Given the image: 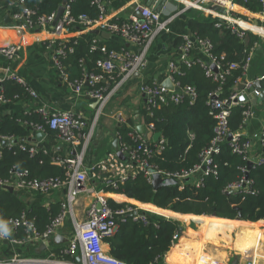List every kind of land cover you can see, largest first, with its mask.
Masks as SVG:
<instances>
[{
    "label": "built area",
    "instance_id": "1",
    "mask_svg": "<svg viewBox=\"0 0 264 264\" xmlns=\"http://www.w3.org/2000/svg\"><path fill=\"white\" fill-rule=\"evenodd\" d=\"M70 1L66 4L64 14L55 24H53V21L57 12L40 16L36 19L34 18L35 11L26 6H22L19 11L10 14V16L14 24L20 27H49L50 31L57 36L56 39L50 40L48 43V48L52 51V65L59 71L62 80L76 94L81 95L85 85L88 84V89L85 93L90 98L99 101L100 108H103L109 95L107 94L110 90L109 80L115 79L117 62H124L123 76L125 79L144 68L148 63L147 54L156 37L157 31L167 29L171 18L164 19L161 12L145 4H137L135 7L136 11L141 14L142 19L135 16L127 19L110 18L107 14V0H90L91 4L95 5L98 9L97 17L92 18L87 14H80L78 17H74L71 13ZM182 1L190 8L200 10L207 16H212L215 19V25L217 27H222L226 24L239 37L243 38L246 31H256L250 27H244L240 23V20H242L240 18L231 17L220 10H213L212 7L214 5H222L221 0ZM24 2L25 0H11L10 5L16 3L23 5ZM261 2L263 3L264 10V0H261ZM95 28H99L101 31L117 35L128 42L139 45L142 51L139 54L132 55L125 48L121 50H109L105 44H101L102 36L95 35L91 43L90 51H101V57L96 62L100 71L91 72L82 79L72 80L65 62L68 56L74 52L78 40L77 38L70 37L68 34L73 29L92 31ZM197 47L202 49L203 54L208 60L196 55L195 51ZM213 47L212 41L207 38L198 37L191 31L183 33L178 44L179 54L169 61V75L167 77L179 89L167 88L163 85V81L144 83L141 86L146 108L151 116H153L155 108H160L162 105H167L170 102H181L185 96H189L192 100L196 98L197 91L195 86L185 85L181 87L180 82L176 80L178 74H184V71H182L183 66L190 68L199 64L204 69L206 75L213 77L214 81L219 83V86L210 93L208 100V104L212 109L211 113L216 119L214 137L211 144L201 152L200 162L190 170L167 172L160 170L155 163L151 162L156 152H160L165 148L167 141L162 134L158 141H153V134L151 133L156 132L153 124L147 126L149 137H145L137 128L129 134L136 142V145L124 144L118 136L119 147L125 155V160L121 159L114 150L109 152L98 163L89 166L90 168L88 169L85 164V157L92 135L90 132L85 131L87 122L84 117L72 110L49 112L44 105L37 107L36 112L42 115L45 124L56 131L59 138L68 144L70 148L68 156L52 157L53 163L65 168L67 178L64 179L60 176L35 177L31 176L29 169H19L14 166L8 179L0 177V189H7V186H13L18 192L32 191L46 194L66 188L67 196L62 202L61 212L51 221L43 233L37 231L34 221L28 217L26 212H23L20 217L9 220L8 228L10 231L6 236L3 235V228L0 227V242L8 240V244L12 245L28 244L31 241L40 242L47 236L56 234L64 225L66 219L71 216L73 219V233L69 237L66 246L62 249V252L68 258H53V254L45 258L26 257L15 253L12 256L0 257V264H130L106 251L105 238L114 234L122 222L132 220L146 223V211L137 205L129 203H124L121 207H113L109 201L108 191L105 187H102L91 190L94 199L85 209L83 219H79L75 212L74 205L78 201V196L86 190V182L92 178L100 177L95 172V167L112 173L110 176L113 178L111 184L115 188L120 183L134 178L137 173H141L150 182H152L154 174L159 173L164 178L178 180L180 189H183L186 179L192 178L193 182L197 186H200L204 176L217 173L213 155L219 151V146L225 142H230L232 152L243 156L252 165L264 164L263 155L259 154L257 157L252 156L251 150L254 140L242 137L240 130L243 127L233 132L230 130L229 125L231 109L236 105H248V109L244 112L247 121L251 115V110L246 90H250L255 96H263L264 90L262 87H257L256 82H261L264 79V74L257 78V80H252L247 77V71L253 56L252 51L249 52L243 63L232 62L228 63V66L225 67L222 60L224 56L219 59L218 56L213 55ZM20 49L21 45L17 43L2 45L0 46V56L7 60H12L19 54ZM213 66H216V70ZM239 68H242L243 75L239 77L238 81L229 90L228 95L221 97V94L224 92L223 85L226 81V76L232 70ZM3 71V73H0V104L10 103L20 96L15 95V99L6 96L4 87L2 86L4 80H13L21 84L30 96L38 99L37 92L29 86L23 76L11 70L8 66L4 67ZM106 84H108V87ZM241 84L244 85V88H241ZM120 121H123V119ZM24 123L33 126L38 132L45 131L44 123L35 124L27 120ZM230 134L232 138L228 140ZM190 136L192 139L193 134L191 133ZM4 140L10 141L11 144L16 143L13 142V138L0 134V145H2ZM259 142L264 148V129L259 136ZM21 148L24 151H28L31 155H34L40 150L39 142H32L30 145L22 144ZM42 150L45 154L50 153L47 148H42ZM242 170L245 173L247 172L246 167H242ZM197 174H200V177L196 178ZM252 184L253 180L249 178L248 174H245L240 180L229 184L226 190L233 194L254 193ZM20 232L23 233L22 236L18 235ZM178 235L176 233L174 237L177 238ZM248 264L252 263L250 262Z\"/></svg>",
    "mask_w": 264,
    "mask_h": 264
},
{
    "label": "trees",
    "instance_id": "2",
    "mask_svg": "<svg viewBox=\"0 0 264 264\" xmlns=\"http://www.w3.org/2000/svg\"><path fill=\"white\" fill-rule=\"evenodd\" d=\"M238 2L251 10L260 11L263 7L258 5L255 0H238ZM10 3L11 0H0V14L7 12L13 14L19 11L22 6H26L35 11L34 18L37 19L40 16L57 12L63 0H25L23 5L20 3L10 5ZM70 7L74 17L87 14L94 18L98 15V9L91 4L90 0H71ZM189 29L196 36L212 41L213 55L218 56L219 59L224 56L222 60L225 67L232 62L243 63L258 40V36L252 31H246L242 38L233 33L226 24L217 27L212 16L206 18L201 15L190 19ZM94 37L95 34L92 32L82 34L77 38L78 42L74 52L66 59L65 63L72 80L82 79L91 72L100 71L96 62L102 53L101 51H90ZM178 41L180 42V39ZM113 43L102 37L101 44H105L109 50L124 48V45ZM182 71L184 74H178L176 80L180 82L181 87L195 86L196 98L192 100L189 96H185L181 102L162 105L160 108H155L153 116L149 113L146 105L143 112L145 125L153 124L154 130L161 131L167 140L165 148L156 152L151 159V162L155 163L160 170L167 172L190 170L198 164L201 160V152L212 142L216 124L208 100L210 93L219 86V83L214 81L213 77L206 75L199 64L190 68L183 66ZM242 75L243 70L239 68L232 70L226 76L223 85L224 92L221 97L228 95L229 90ZM117 81L116 72L115 79L109 80V89ZM262 81L264 90V79ZM2 86L5 95L12 99H15V95L22 96L27 93L24 86L13 80H4ZM247 109L248 105L232 107L229 118L231 131L235 132L244 126L246 122L244 112ZM26 120L35 124H45V120L38 112L4 114L0 118L1 135H7L13 139H25V141L12 143L5 147L0 145V177L8 179L15 166L19 169H29L31 176L40 178L60 176L66 179L65 168L52 162V157L58 155L55 151L50 150L48 144L39 143L40 150L34 155L22 150V144L30 145L32 143L27 140L35 131L33 126L24 123ZM135 129L128 126L126 122H120L117 126L120 141L124 144L136 145L134 139L129 135ZM44 130L48 135L57 134L46 124ZM191 133L193 134L192 139ZM42 148L49 149L50 153L45 154ZM213 156L217 173L204 176L200 186H197L190 178L186 179L183 189H180V183L163 185L155 189L152 182L148 181L141 173H137L134 178L120 183L115 188L111 184L112 173L97 167L94 170L100 177L94 178V181L101 183L108 192L122 193L129 198L151 202L158 207L171 209L175 212L192 213L188 216L206 214L228 219L240 218L247 221L264 219V164L249 166V162L243 156L232 152L230 142L221 144L219 151ZM242 167L247 168L246 173ZM245 174H248L249 178L253 180L254 193H229L226 190L227 186L240 180ZM109 201L113 207L124 205L112 198H109ZM61 206V202H54L49 207L40 202L28 205L20 192L15 194L6 188L0 189V221L6 222L7 226L11 218L20 217L23 212H26L28 217L34 221L37 231L43 233L61 212ZM233 230V225L214 223L211 226L210 238L219 240L230 237ZM179 231V221L147 212L146 223L132 220L122 222L114 234L105 238V242L111 246L110 254L130 264H164L163 257L170 250L175 233ZM18 235L22 236L23 233L20 232ZM12 247V253H20L26 257L45 258L53 254V258H68L62 252V247L51 248L41 254L35 253V247L32 248L28 244L10 246L8 249L11 250Z\"/></svg>",
    "mask_w": 264,
    "mask_h": 264
},
{
    "label": "crops",
    "instance_id": "3",
    "mask_svg": "<svg viewBox=\"0 0 264 264\" xmlns=\"http://www.w3.org/2000/svg\"><path fill=\"white\" fill-rule=\"evenodd\" d=\"M221 1L222 5H216L219 6L217 10L225 12L231 17L252 23L243 22L241 24L244 27L256 30L253 34L258 36V40L250 50L253 52V56L247 71V77L257 80L264 74L263 7L262 10L256 11L249 9L238 2V0ZM150 2L151 0H107V14L110 18L127 19L135 16L142 19L141 14L136 11L135 7L137 4L149 6ZM255 2L263 6L261 0H255ZM161 13L164 19L171 18V21L167 29L157 31L147 54L148 63L144 68L125 79L123 76L124 62H117L118 81L107 92L109 95L103 108H100V104L96 105V100L85 93L88 89V84L85 85L82 94L78 95L62 80L59 71L52 65V51L48 48V43L50 40L56 39L57 36L50 31L49 27H20L15 25L12 19L9 22L6 21V15L10 13L0 14V46L12 43L21 45L19 54L14 59L7 60L0 56V73L4 72V67H10L11 70L23 76L29 86L39 96L36 99L26 93L10 103L0 104V118L4 114L36 112L37 107L42 105L49 112L72 110L82 115L87 122L85 131L90 132L92 135L87 151L89 153L85 157V164L89 169V166L98 163L109 152L115 150L113 140L114 136L118 137L117 126L122 122L120 121L121 119L133 128L143 124L144 129L147 130L143 114L145 98L141 92L142 84L162 82L167 79L169 61L179 54L178 40L181 39L183 33L190 32V19L201 15L206 18L209 17L200 10L190 8L182 0H167ZM87 32L91 31L73 29L68 35L73 38H79ZM105 40L124 45L123 47L132 55L139 54L142 51L141 46L128 42L114 34H111ZM195 53L198 57L208 60L200 47H197ZM106 86L108 87V84ZM246 95L251 115L240 130V134L244 138L254 140L251 150L253 157H257L259 154L264 156V148L259 142V136L264 129V95L255 96L250 90H246ZM37 133V130L33 131L27 141L34 142L38 135ZM38 142L48 144L49 148H51L50 150L55 151L58 156L69 155L70 148L68 144L61 140L57 134H46L43 140ZM198 177H200V174L196 175V178ZM93 188H102L101 183L94 181V178L86 182V190L80 194L77 203L74 205L79 219L84 218L85 209L94 199L91 194ZM20 194L28 205L40 202L49 207L54 202L62 203L66 199L67 190L62 188L46 194L21 191ZM108 196L118 203L134 204L146 212L180 222V231L177 232L179 235L177 238L173 237L172 246L163 257L164 264H174L177 261L182 264H232L234 260L231 258L232 249L239 251L237 252L239 264H248L250 262L252 264H264V219L247 221L240 218L228 219L203 214L206 216L203 220L191 223L186 222V219L182 218V216L192 213L184 214L171 209H164L151 202H142L129 198L122 193L108 192ZM217 222L234 226L230 237L219 240L210 238L211 226ZM191 228L192 230L193 228L195 229L196 238L190 235L189 231ZM72 233L73 219L69 216L64 225L53 235V237L57 236L58 241L51 243L49 249L57 247H62L63 249ZM200 243L203 245H196ZM10 246L16 245L0 242V257L10 256L8 255ZM105 249L110 253L111 246L109 243L105 244Z\"/></svg>",
    "mask_w": 264,
    "mask_h": 264
},
{
    "label": "water",
    "instance_id": "4",
    "mask_svg": "<svg viewBox=\"0 0 264 264\" xmlns=\"http://www.w3.org/2000/svg\"><path fill=\"white\" fill-rule=\"evenodd\" d=\"M69 0H63V3L62 5L59 7L58 11H57V14H56V17L53 21V24H55L60 18L61 16L64 14L65 12V9H66V4L68 3ZM167 0H151L149 6H152L155 10L161 12L164 5L166 4ZM213 10H217L219 9V6H216L214 5L212 7ZM11 20V16L10 14H7L6 15V21L9 22ZM93 34L95 35H101L102 37L104 38H109L111 36L110 33L108 32H105V31H101L99 28H95L91 31ZM213 68L216 70V66H213ZM163 85L167 88H170V89H176L178 90L179 88L177 86H174L173 85V82L167 78L165 80H163ZM256 86L261 88L262 85H261V82L260 81H257L256 82ZM241 88H244V85L241 84ZM95 104L98 105L99 104V101H95ZM137 130L140 132V133H143L145 137H149V131L148 130H145L144 127H143V124H139L137 126ZM37 137L34 139V142H38V141H42L43 138L46 136V132L44 131H40L37 133ZM161 134L162 132L161 131H156L154 134H153V141H158L159 138L161 137ZM232 138V135L230 134L229 137H228V140H231ZM20 141H25L24 138H18V139H14L13 142H20ZM11 144L10 141H7V140H4L2 142V147H5L7 145ZM113 147L115 149V151L117 152L118 156L125 160V155L124 153L120 150V147H119V138L114 136V140H113ZM252 163L249 162V166H251ZM178 180L174 179V178H164L161 176V174L159 173H155L154 176H153V180H152V184L154 186L155 189H158L159 187L163 186V185H175V184H178ZM7 189L11 192H14L15 194H18V191L14 189L13 186H7ZM58 241L57 239V236H47L46 238L42 239L40 242H37V241H31L28 243L29 246H35V253L37 254H41L43 251H47L49 250V247L51 245V243H56ZM4 243H9L8 240H4L3 241ZM232 264H239V259L238 258H235L232 262Z\"/></svg>",
    "mask_w": 264,
    "mask_h": 264
},
{
    "label": "bare ground",
    "instance_id": "5",
    "mask_svg": "<svg viewBox=\"0 0 264 264\" xmlns=\"http://www.w3.org/2000/svg\"><path fill=\"white\" fill-rule=\"evenodd\" d=\"M243 22L244 23H248V22H246L244 20H240V23H243ZM248 24H251V23H248ZM166 214H169V213H166ZM205 217H206L205 215H191V216L183 215L182 216V218H185L186 219V222H191V223H193V222L194 223L199 222V221L203 220ZM189 232H190V235H192V236H196L197 235L196 234V231H194L192 229ZM196 245L199 246V245H201V243L200 244H196ZM174 264H182V263L180 261H177V262H174Z\"/></svg>",
    "mask_w": 264,
    "mask_h": 264
},
{
    "label": "rangeland",
    "instance_id": "6",
    "mask_svg": "<svg viewBox=\"0 0 264 264\" xmlns=\"http://www.w3.org/2000/svg\"><path fill=\"white\" fill-rule=\"evenodd\" d=\"M79 197V196H78ZM192 229V228H191ZM193 230L195 231V229L193 228ZM194 238H196V236H194ZM217 241V240H216ZM12 249H13V247L11 248V250H9L8 251V255H13V254H15V252L14 253H12L11 251H12ZM232 252H233V254L231 255V258H233V259H235V258H238L239 257V255L237 254V252H239V251H236L235 249H232ZM18 254V253H17ZM20 254V253H19ZM7 255V256H8Z\"/></svg>",
    "mask_w": 264,
    "mask_h": 264
},
{
    "label": "clouds",
    "instance_id": "7",
    "mask_svg": "<svg viewBox=\"0 0 264 264\" xmlns=\"http://www.w3.org/2000/svg\"><path fill=\"white\" fill-rule=\"evenodd\" d=\"M0 226H2V228H3V235L6 236L9 233V231H10V229L7 226V223L3 222V221H0Z\"/></svg>",
    "mask_w": 264,
    "mask_h": 264
}]
</instances>
